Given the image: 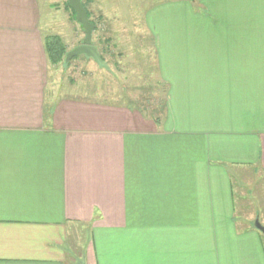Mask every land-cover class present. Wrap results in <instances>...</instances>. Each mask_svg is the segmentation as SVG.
Returning <instances> with one entry per match:
<instances>
[{
  "label": "crops",
  "instance_id": "1",
  "mask_svg": "<svg viewBox=\"0 0 264 264\" xmlns=\"http://www.w3.org/2000/svg\"><path fill=\"white\" fill-rule=\"evenodd\" d=\"M145 10L160 114L48 100L41 0H0V264H264V0Z\"/></svg>",
  "mask_w": 264,
  "mask_h": 264
},
{
  "label": "rangeland",
  "instance_id": "2",
  "mask_svg": "<svg viewBox=\"0 0 264 264\" xmlns=\"http://www.w3.org/2000/svg\"><path fill=\"white\" fill-rule=\"evenodd\" d=\"M67 1L41 0V3L44 33L60 35L68 52L83 42L85 31ZM151 1L104 0L101 7H107L114 12V16L100 18L95 17L91 1L87 2L93 20L98 23L93 42L100 45L105 63L102 65L85 54L75 55L68 62L65 55L58 62L49 58L51 79L47 89L48 100L77 96L130 101L142 105L148 113L160 114L166 101V86L156 84L152 78L156 70L153 37L143 25L145 8ZM241 179L235 177L238 190L241 191L240 186L248 190L252 185L254 190L257 183L251 184L244 178L247 184H242ZM263 184L264 181L260 180L262 191ZM248 196L253 200L254 207L257 202L254 193ZM257 217L260 219L258 214L255 219Z\"/></svg>",
  "mask_w": 264,
  "mask_h": 264
},
{
  "label": "water",
  "instance_id": "3",
  "mask_svg": "<svg viewBox=\"0 0 264 264\" xmlns=\"http://www.w3.org/2000/svg\"><path fill=\"white\" fill-rule=\"evenodd\" d=\"M70 6L75 11L76 20L81 23L85 31L83 42L69 50L66 54V61L68 62L75 55L85 54L104 65L98 48L93 44V31L96 24L90 20L87 9L84 5V0H68ZM254 226L264 234V224L257 217L254 221Z\"/></svg>",
  "mask_w": 264,
  "mask_h": 264
},
{
  "label": "trees",
  "instance_id": "4",
  "mask_svg": "<svg viewBox=\"0 0 264 264\" xmlns=\"http://www.w3.org/2000/svg\"><path fill=\"white\" fill-rule=\"evenodd\" d=\"M87 1L88 0H84V5H85L86 9H87V5H86ZM67 5L70 6L68 1H67ZM72 10L75 13L73 8H72ZM87 12H88V15L90 17V13H89L88 9H87ZM46 42H47V44H46L47 45L46 46L47 53H48V55L52 61H54V62L61 61L63 59L64 55L66 56V54H67L66 46H65L60 35H58V34L47 35ZM101 58H102V60H104L103 55H101Z\"/></svg>",
  "mask_w": 264,
  "mask_h": 264
}]
</instances>
